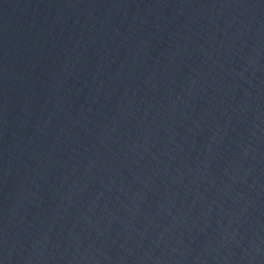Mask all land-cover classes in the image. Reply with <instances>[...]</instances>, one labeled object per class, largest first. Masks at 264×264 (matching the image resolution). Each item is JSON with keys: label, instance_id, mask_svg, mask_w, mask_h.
Masks as SVG:
<instances>
[{"label": "water", "instance_id": "95a60500", "mask_svg": "<svg viewBox=\"0 0 264 264\" xmlns=\"http://www.w3.org/2000/svg\"><path fill=\"white\" fill-rule=\"evenodd\" d=\"M0 264H264V0H0Z\"/></svg>", "mask_w": 264, "mask_h": 264}]
</instances>
